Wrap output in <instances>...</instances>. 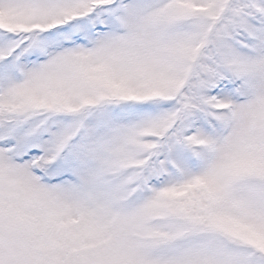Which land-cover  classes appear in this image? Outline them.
Returning <instances> with one entry per match:
<instances>
[{
  "label": "snow or ice",
  "instance_id": "obj_1",
  "mask_svg": "<svg viewBox=\"0 0 264 264\" xmlns=\"http://www.w3.org/2000/svg\"><path fill=\"white\" fill-rule=\"evenodd\" d=\"M0 264H264V0H0Z\"/></svg>",
  "mask_w": 264,
  "mask_h": 264
}]
</instances>
